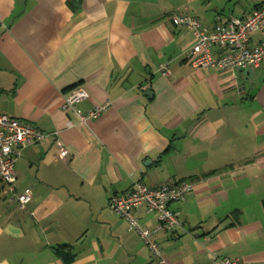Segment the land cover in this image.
<instances>
[{
    "label": "crops",
    "instance_id": "0c3cea01",
    "mask_svg": "<svg viewBox=\"0 0 264 264\" xmlns=\"http://www.w3.org/2000/svg\"><path fill=\"white\" fill-rule=\"evenodd\" d=\"M263 2L0 0V112L48 134L19 149L14 193L0 182V264H158L109 207L137 181L194 186L171 204L173 233L134 212L168 264H264V63L195 69L194 38L172 19L212 27ZM79 86L82 113L111 103L86 125L63 108ZM26 189L20 210L10 196Z\"/></svg>",
    "mask_w": 264,
    "mask_h": 264
},
{
    "label": "built area",
    "instance_id": "2783aa9c",
    "mask_svg": "<svg viewBox=\"0 0 264 264\" xmlns=\"http://www.w3.org/2000/svg\"><path fill=\"white\" fill-rule=\"evenodd\" d=\"M172 19L176 26L187 28L194 38L190 64L195 69L204 73L212 69H258L264 63V2L245 18L231 17L227 22L212 27L205 26L198 18L190 15H173ZM254 33H259L262 37L255 46L251 45V35ZM161 70L164 76L170 75L167 67ZM240 92V96H243L246 91ZM88 97V92L82 86L75 87L65 96L63 108L74 110L81 125L98 119L111 106L110 102H105L87 113H82L77 106ZM47 136L48 134L36 127L0 112V182L9 185L12 193L17 178L15 159L19 149L25 145L36 144ZM59 149L60 157L68 156V150L61 144ZM193 191V184L187 181L159 187H149L137 181L128 193L114 195L110 199L109 207L128 221L129 230L138 234L158 264H168L161 247L152 237V231L140 225L134 212L144 207L147 214L157 215L159 230L173 233L181 227V223L177 213L171 209V204L185 200ZM10 198L18 203L20 210H26L32 200V191L26 189L19 195L12 194ZM217 263L238 264L228 258L218 259Z\"/></svg>",
    "mask_w": 264,
    "mask_h": 264
},
{
    "label": "water",
    "instance_id": "95a60500",
    "mask_svg": "<svg viewBox=\"0 0 264 264\" xmlns=\"http://www.w3.org/2000/svg\"><path fill=\"white\" fill-rule=\"evenodd\" d=\"M82 0H78V2H81ZM246 72L252 73V70H246Z\"/></svg>",
    "mask_w": 264,
    "mask_h": 264
},
{
    "label": "trees",
    "instance_id": "16d2710c",
    "mask_svg": "<svg viewBox=\"0 0 264 264\" xmlns=\"http://www.w3.org/2000/svg\"><path fill=\"white\" fill-rule=\"evenodd\" d=\"M69 4H71V3H69ZM64 249H65V246H64V248H63V251H64Z\"/></svg>",
    "mask_w": 264,
    "mask_h": 264
},
{
    "label": "rangeland",
    "instance_id": "374dc122",
    "mask_svg": "<svg viewBox=\"0 0 264 264\" xmlns=\"http://www.w3.org/2000/svg\"><path fill=\"white\" fill-rule=\"evenodd\" d=\"M261 35V34H260Z\"/></svg>",
    "mask_w": 264,
    "mask_h": 264
}]
</instances>
